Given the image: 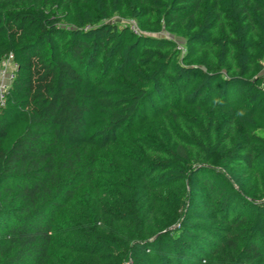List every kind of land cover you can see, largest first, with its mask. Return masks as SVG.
I'll list each match as a JSON object with an SVG mask.
<instances>
[{
	"label": "trees",
	"instance_id": "trees-1",
	"mask_svg": "<svg viewBox=\"0 0 264 264\" xmlns=\"http://www.w3.org/2000/svg\"><path fill=\"white\" fill-rule=\"evenodd\" d=\"M162 26L195 54L180 61ZM10 55L0 264H264V0H0ZM145 103L195 113L190 138L99 186L100 154Z\"/></svg>",
	"mask_w": 264,
	"mask_h": 264
},
{
	"label": "rangeland",
	"instance_id": "rangeland-1",
	"mask_svg": "<svg viewBox=\"0 0 264 264\" xmlns=\"http://www.w3.org/2000/svg\"><path fill=\"white\" fill-rule=\"evenodd\" d=\"M114 23H130L135 25L137 29H140L138 22L127 16L120 17L115 15L111 20ZM68 27V26H67ZM160 38H167L176 43L175 49L179 52L178 58L180 61L183 60L185 56H193L195 54V47L188 44V42L180 35L174 34L162 26L160 31L154 34ZM202 59H207V54L205 52L200 53ZM2 65V64H1ZM215 68L217 66H214ZM8 74L13 72V66L10 64L7 67ZM224 72V70H222ZM6 74V75H8ZM12 79L9 76L3 78L2 82L6 85L11 83ZM178 88V86H176ZM164 91L166 97L174 98L175 88L173 82L169 84H164ZM238 106L241 109L249 108V103L247 102L246 97L241 96L239 98ZM160 112L153 113L151 110V105L144 104L141 113L138 117L122 132L119 137L118 142L108 150H105L100 154V167H99V176L98 184L99 186L107 181H128L141 170V165L148 166L144 170H148L151 166L152 169L154 165L148 161V159H156L157 155H160V152H155V148L160 144L165 145L166 143L172 144V138H183L189 139L190 133L192 131V125L196 124L198 117L195 113L181 107L170 108L165 103L159 104ZM264 108V102L262 104ZM207 117L211 116V112L207 111ZM206 123L202 124V127L205 128ZM190 131V133H189ZM148 149V152L146 151ZM137 155L145 157L146 160L137 159ZM219 160L217 159L216 163L207 165L210 170L221 171L222 167L218 164ZM143 169V168H142ZM257 187V195L259 200L264 201V168L259 167L258 172L255 174V179L253 183ZM240 209L245 207V203L241 200H238Z\"/></svg>",
	"mask_w": 264,
	"mask_h": 264
},
{
	"label": "built area",
	"instance_id": "built-area-1",
	"mask_svg": "<svg viewBox=\"0 0 264 264\" xmlns=\"http://www.w3.org/2000/svg\"><path fill=\"white\" fill-rule=\"evenodd\" d=\"M132 29L135 31V32H139L140 29H137V27L133 24L131 25ZM262 63H263V70H262V76H263V79H264V57H263V60H262ZM2 65H0V108L2 106H4L5 104V94L8 90V87L9 85H6L2 82L3 78L6 77V76H9L11 79H13V72H9V74L7 73L8 70H7V67H9V65L11 64L13 66V71L16 67V64L13 62V55H10L8 58L4 59L2 62H1ZM8 74V75H6ZM262 89L264 90V80L262 82V85H261ZM128 264V263H126Z\"/></svg>",
	"mask_w": 264,
	"mask_h": 264
}]
</instances>
